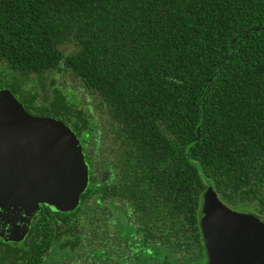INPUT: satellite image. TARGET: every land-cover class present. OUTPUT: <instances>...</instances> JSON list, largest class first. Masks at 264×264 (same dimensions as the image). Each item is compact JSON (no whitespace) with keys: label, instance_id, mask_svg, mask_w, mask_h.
Returning <instances> with one entry per match:
<instances>
[{"label":"trees","instance_id":"trees-1","mask_svg":"<svg viewBox=\"0 0 264 264\" xmlns=\"http://www.w3.org/2000/svg\"><path fill=\"white\" fill-rule=\"evenodd\" d=\"M0 88L89 151L0 264H108L110 226L115 264H190L207 188L264 219V0H0Z\"/></svg>","mask_w":264,"mask_h":264},{"label":"water","instance_id":"water-1","mask_svg":"<svg viewBox=\"0 0 264 264\" xmlns=\"http://www.w3.org/2000/svg\"><path fill=\"white\" fill-rule=\"evenodd\" d=\"M86 182L73 131L54 117L29 114L0 88V238L20 241L41 205L74 209ZM199 227L207 264H264V222L230 209L212 188L201 196Z\"/></svg>","mask_w":264,"mask_h":264},{"label":"flooded vegetation","instance_id":"flooded-vegetation-1","mask_svg":"<svg viewBox=\"0 0 264 264\" xmlns=\"http://www.w3.org/2000/svg\"><path fill=\"white\" fill-rule=\"evenodd\" d=\"M26 111V110H25ZM27 112V111H26ZM29 113V112H28ZM29 114H31V113H29ZM32 115H35V114H32ZM98 141V140H97ZM100 142V141H99ZM80 144V143H79ZM80 148H81V152H82V155L84 156L85 155V153L86 154H89V151H85L86 149H87V146H86V144L84 143V144H80ZM83 160H84V157H83ZM85 161V160H84ZM85 163V165H86V175H87V163L86 162H84ZM86 184H87V182H86ZM86 187V186H85ZM78 202H79V199H78ZM77 205H78V203H77ZM76 205V206H77ZM226 205V204H225ZM42 206H47V205H41L40 207H39V209L40 208H42ZM226 206H228V205H226ZM230 209H232V210H235V211H237V212H245V213H250V214H252L253 216H255V217H257L258 219H260V221H262V222H264V219H261L260 218V216H258V213L256 212H251V211H241V210H237V209H234V208H231L230 206H228ZM50 208V207H49ZM76 208V207H75ZM74 208V209H75ZM38 209V210H39ZM51 209V208H50ZM74 209H72V210H74ZM252 209H254V208H252ZM37 210V211H38ZM52 210V209H51ZM72 210H70V211H72ZM53 211V210H52ZM57 212H61V211H57ZM65 212H69V211H65ZM37 213V212H36ZM35 213V214H36ZM100 213H101V211H100ZM35 214L31 217V219H30V221H29V225H28V229H27V232H28V230H29V228H30V224H31V222H32V220H33V218H34V216H35ZM104 225V233L105 232H107V228H106V226H105V224H103ZM102 230H103V227H102ZM199 230H200V227H199ZM108 231L110 232V235H109V238H110V240H109V242L108 243H110V241H114V244H113V246L111 247L112 249L110 250V252L109 253H106L107 255H108V257H109V261H108V264H115V261L116 260H114L113 259V256L115 255V254H117L116 253V245H117V238L114 236V232H113V226L111 227H109V229H108ZM27 232L25 233V235L27 234ZM100 233H101V230L99 231ZM200 234H201V232H200ZM24 235V236H25ZM24 236H23V238H24ZM22 238V239H23ZM21 239V240H22ZM0 240L3 242V243H17V242H20V241H17V242H11V241H3L1 238H0ZM201 240H202V235H201ZM120 241V240H119ZM118 241V242H119ZM112 245V244H111ZM202 247H203V251H200V252H198L197 253V255H198V259H194L190 264H195V262H197L198 264H207V256H206V251H205V248H204V244H203V240H202ZM112 251V252H111ZM104 259V262H105V258H103ZM105 264H106V262H105ZM176 264H181V261H178V260H176Z\"/></svg>","mask_w":264,"mask_h":264},{"label":"rangeland","instance_id":"rangeland-1","mask_svg":"<svg viewBox=\"0 0 264 264\" xmlns=\"http://www.w3.org/2000/svg\"><path fill=\"white\" fill-rule=\"evenodd\" d=\"M62 79H63V78H62ZM62 79H60L59 81H62ZM65 79H67V78H65ZM68 79H70V78H68ZM70 80H71V79H70ZM63 83H64L66 86H70V85H72V83H71L69 80H66V82L64 81ZM61 84H62V82H61ZM79 93H80L81 97L84 99L85 104L88 105L89 108L93 110V109L96 107V106H95V101H94L93 99H91L90 96L87 95L86 93H84L83 91H81V92H79ZM64 94H65L68 98H71V96H72V92H71V90H69V89H65V90H64ZM93 112H94L95 114H97L96 110H93Z\"/></svg>","mask_w":264,"mask_h":264}]
</instances>
